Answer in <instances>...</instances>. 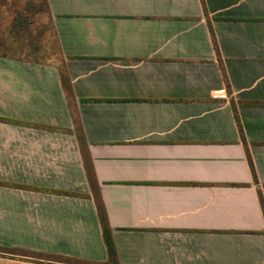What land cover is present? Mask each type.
<instances>
[{
	"label": "crops",
	"instance_id": "obj_1",
	"mask_svg": "<svg viewBox=\"0 0 264 264\" xmlns=\"http://www.w3.org/2000/svg\"><path fill=\"white\" fill-rule=\"evenodd\" d=\"M43 1L71 97L0 54V264H109L87 167L118 264H264V0Z\"/></svg>",
	"mask_w": 264,
	"mask_h": 264
},
{
	"label": "rangeland",
	"instance_id": "obj_2",
	"mask_svg": "<svg viewBox=\"0 0 264 264\" xmlns=\"http://www.w3.org/2000/svg\"><path fill=\"white\" fill-rule=\"evenodd\" d=\"M0 4L1 52L20 57L44 52L49 62L60 61L59 54L51 51L55 41L42 0H0ZM1 45H10V50Z\"/></svg>",
	"mask_w": 264,
	"mask_h": 264
},
{
	"label": "trees",
	"instance_id": "obj_3",
	"mask_svg": "<svg viewBox=\"0 0 264 264\" xmlns=\"http://www.w3.org/2000/svg\"><path fill=\"white\" fill-rule=\"evenodd\" d=\"M43 6L45 8L44 1H43ZM27 8L29 10V7H27ZM45 13H46V10H45ZM48 20H49V18H48ZM1 48L2 49L5 48V49L10 50V45H8V46L7 45H1ZM38 51H40V47L38 48ZM51 51L59 54V49H58V47L56 45V42H54V47H53V50L51 49ZM0 54L4 55V56H12V54H7V53L1 52V51H0ZM40 54H42V55H40ZM40 54L37 57L36 56H34V57L15 56V57L28 59V60L36 62V63H49V61L47 60V54H45L44 52L40 53ZM51 62H54V61H51ZM57 64H58V70H59V75H60V80H61L62 87H63L65 93L67 94V96L70 98L71 97V90H70L69 80H68L67 74L65 72V67L63 66L61 61L57 62ZM71 113H72V117L74 118L75 131L77 132V135H78L80 127H79V124L77 122L76 115L73 112L72 108H71ZM234 117H235L236 121L238 122L236 113H234ZM80 138L81 137L79 136V139ZM251 167H252V164H251ZM87 177H88L89 183H90V185L92 187L93 196H94V199H95V202H96L97 213H98L99 221H100V224H101L102 237H103V241H104V244H105V247H106V251H107V255H108V263L109 264H118L117 258H116V251H115V247H114L113 240H112V237H111L110 229H109V227L107 225L105 214H104V210H103L102 204H101V202L99 200V196L97 194V191L95 189L94 179H93V177L91 175V172H90V169L88 167H87Z\"/></svg>",
	"mask_w": 264,
	"mask_h": 264
},
{
	"label": "built area",
	"instance_id": "obj_4",
	"mask_svg": "<svg viewBox=\"0 0 264 264\" xmlns=\"http://www.w3.org/2000/svg\"><path fill=\"white\" fill-rule=\"evenodd\" d=\"M226 94L223 92V90H219L218 92H215L212 94L213 98H225Z\"/></svg>",
	"mask_w": 264,
	"mask_h": 264
}]
</instances>
